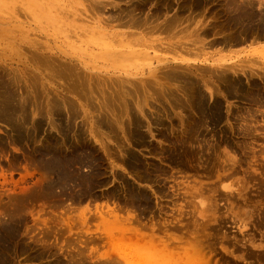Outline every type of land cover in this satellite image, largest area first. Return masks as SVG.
<instances>
[{
  "label": "rangeland",
  "instance_id": "rangeland-1",
  "mask_svg": "<svg viewBox=\"0 0 264 264\" xmlns=\"http://www.w3.org/2000/svg\"><path fill=\"white\" fill-rule=\"evenodd\" d=\"M92 2L0 0V264H264V0Z\"/></svg>",
  "mask_w": 264,
  "mask_h": 264
},
{
  "label": "bare ground",
  "instance_id": "bare-ground-1",
  "mask_svg": "<svg viewBox=\"0 0 264 264\" xmlns=\"http://www.w3.org/2000/svg\"><path fill=\"white\" fill-rule=\"evenodd\" d=\"M235 1H236V0H235ZM93 2L95 3V0H93ZM93 2H92V3H93ZM232 2H234V1H232ZM89 3H90V2H89ZM94 3H93V4H94ZM97 3H99V1H98ZM239 3H240V2H239ZM99 4H100V3H99ZM232 4H233V3H232ZM237 4H238V3H237ZM237 4H235V5L237 6ZM89 5H90V4H89ZM91 6H92V5H91ZM231 6H233V5H231ZM236 6H235V7H236ZM238 6H239V5H238ZM249 6H250V5H249ZM90 8L92 9V7H90ZM233 8H234V7H233ZM230 9H231V8H230ZM236 9H237V8H236ZM103 10H104V9H103ZM236 11H237V10H236ZM236 11H235V12H236ZM233 12H234V11H233ZM119 13H120V12H119ZM131 13L133 14V12H131ZM131 13L129 14L130 16H131ZM126 14H127V13H126ZM187 15H188V14H187ZM112 16H113V15H112ZM121 16H122V14H121ZM134 16H135V15H134ZM138 16H139V15H138ZM174 16H175V15H174ZM178 16H179V15H178ZM128 17H129V16H128ZM131 17H132V16H131ZM131 17H130L129 19L132 21L133 18L131 19ZM78 18H79V17H78ZM125 18H126V17H125ZM156 18H157V17H156ZM175 18L177 19V21L174 20L175 23L178 22V20H181V19H178L177 17H175ZM119 19H120V18H119ZM134 19H135V18H134ZM136 19H137V18H136ZM82 20H83V19H82ZM120 20H123V19H120ZM125 20L128 21V19H125ZM165 20H166V19H165ZM172 20H173V18H172ZM123 21H124V20H123ZM134 21H135V20H134ZM181 21H182V20H181ZM121 22H122V21H121ZM121 22H120V24H121ZM138 22H140V21H138ZM147 22H148V21H147ZM150 22H151V21H150ZM171 22H172V21H171ZM263 22H264V21H263ZM127 23H128V22H127ZM151 23H152V22H151ZM168 23H169V22H168ZM175 23H174V24L172 23L173 25H172V24H169V25H171L170 28H171V27H174V26H175ZM122 24L124 25V24H126V23H125V22H124V23L122 22ZM135 24H136V22H135ZM163 24H165V23H163ZM178 24H180V22H178ZM181 24H182V23H181ZM116 25H117V24H116ZM130 26H135V25L130 24ZM136 26H137V25H136ZM156 26H157V25H156ZM158 26L160 27V25H158ZM158 26H157V28H159ZM161 26H162V25H161ZM176 26H177V25H176ZM149 27H150V26H149ZM164 27H165V26H164ZM102 28H103V27H102ZM160 28H161V27H160ZM166 28H167V27H166ZM168 28H169V27H168ZM154 29H156V28H154ZM152 30H153V28H152ZM159 30H160V29H159ZM163 30H166V29H163ZM167 30H169V29H167ZM167 30H166V32H170V31H167ZM170 30H173V29L171 28ZM176 30H177V29H176ZM176 30H175V31H176ZM155 31H157V30H155ZM160 31L162 32V30H160ZM179 31H180V30H179ZM148 32H149V31H148ZM150 32H151V31H150ZM153 32H154V31H153ZM173 32H174V31H173ZM177 32H178V31H177ZM177 32H176V33H177ZM129 33H131V31H130ZM129 33H127V34H129ZM132 33H133V31H132ZM174 33H175V32H174ZM174 33H173V34H174ZM217 33H218V32H217ZM135 34H136V33H135ZM130 35H131V34H130ZM141 36H142V35H141ZM142 39H144V38L142 37ZM235 39H236V38H235ZM149 40H150V37H149ZM152 40H153V39H152ZM183 40H185V39H183ZM201 40H202V39H201ZM233 40H234V39H233ZM116 41H117V40H116ZM150 41H151V40H150ZM197 41H198V40H197ZM224 41H226V40H224ZM179 42H181V41H179ZM199 42H200V40L198 41L197 44H200ZM233 42H234V41H233ZM183 43H184V42H183ZM186 43H188V42H186ZM202 43H203V42H202ZM225 43H226V42H225ZM169 44H170V43H169ZM174 44H175V43H174ZM179 44H180V43H179ZM181 44H182V43H181ZM204 44H205V43H204ZM222 44H223V43H222ZM166 45H168V44L166 43ZM175 45H176V44H175ZM175 45H174V46H175ZM193 45H195V44H193ZM225 45H226V44H225ZM171 46H172V45H171ZM174 46H173V47H174ZM184 46H185V45L183 44V47H184ZM203 46H204V45H203ZM211 46H212V45H211ZM167 47H168V46H167ZM175 47H176V46H175ZM178 47H179V48H178ZM196 47H197V48H196V50H197V49H199V48L202 47V46H201V44H200V47H199L198 45H197ZM198 47H199V48H198ZM204 47H205V46H204ZM204 47H203V48H204ZM169 48H170V50L172 49L171 47H168L167 49H169ZM177 48L180 50V45L177 46ZM185 48L187 49V48H189V47L187 46V47H185ZM174 49H175V48H174ZM190 49L192 50L191 47H190ZM193 49H195V48H193ZM200 49H201V48H200ZM201 50H202V49H201ZM186 51H187V50H186ZM197 51H198V50H197ZM183 52H184V49H183ZM187 52H188V51H187ZM192 52H194V51H192ZM199 52H200V51H199ZM189 53H191V52H189ZM73 68H74V67H73ZM224 68H225V67H224ZM220 70H221V69H220ZM224 70H225V69H224ZM167 71H168V70H167ZM167 71H166V72H167ZM173 71H174V70H173ZM218 71H219V70H218ZM168 72L170 73L171 71H168ZM174 72H175V71H174ZM179 72H180V71H179ZM216 72H217V71H216ZM219 72H220V71H219ZM221 72H222V71H221ZM224 72H226V71H224ZM74 73H76V72H74ZM182 73H183V72H182ZM206 73H207V72H206ZM217 73H218V72H217ZM222 73H223V72H222ZM91 74H92V73H91ZM212 74H215V73H212ZM78 75H79V73H78ZM164 75H165V74H164ZM172 75H173V74H172ZM172 75H170V76H172ZM182 75H183V74H182ZM217 75H218V74H217ZM221 75H222V74H221ZM249 75H250V74H249ZM85 76H86V75H85ZM161 76H162V75H160V77H161ZM186 76H187V75H186ZM211 76H212V75H211ZM250 76H251V75H250ZM87 77H88V75H87ZM87 77H86V78L83 77V79L86 80ZM168 77H169V76H168ZM246 77H247V76H246ZM76 78H77V77H75V79H76ZM170 78H172V77H170ZM73 79H74V78H73ZM90 79H91V78H90ZM178 79H179V78H178ZM78 80H79V79H78ZM78 80H77V81H78ZM87 80H88V79H87ZM87 80H86V82H87ZM148 80H149V79H148ZM73 81H74V80H73ZM116 81H117V80H116ZM183 81H184V80H183ZM71 82H72V81H71ZM97 82H98V81H97ZM150 82H151V81H150ZM77 83H79V81H78ZM83 83H84V82H83ZM83 83H81L82 86H84ZM102 83H103V82H102ZM75 84H76V83H75ZM81 84H80V86H81ZM85 84H86V83H85ZM91 84H92V83H91ZM109 84H111V83H109ZM152 84H153V83H152ZM157 84H158V83H157ZM146 85H147V84H146ZM153 85H154V84H153ZM184 85H185V84H184ZM74 86H75V85H74ZM82 86H81V87H82ZM151 87H152V86H151ZM162 87H163V86H162ZM91 88H92V87H91ZM184 88H185V87H184ZM184 88H183V89H184ZM70 89H72V88H70ZM77 89H79V88H77ZM80 89H82V88H80ZM80 89H79V90H80ZM123 89H124V88H123ZM163 89H164V88H163ZM163 89L161 90L162 92H163ZM68 90H69V89H68ZM74 90H75V89H74ZM168 90H169V88H168ZM214 90H215V89H214ZM217 90H218V88H217ZM70 91H71V90H70ZM83 91H85V90H83ZM161 91H160V94L162 93ZM164 91H165V89H164ZM59 92H60V91H59ZM154 92H155V91H154ZM31 93H32V92H31ZM85 94H86V93H85ZM164 94H165V92H164ZM168 94H169V93H168ZM159 96H160V95H159ZM171 96H172V95H171ZM186 96H187V95H186ZM190 97H191V96H190ZM192 97H193V96H192ZM193 98H194V97H193ZM64 99H65V98H64ZM82 99H83V98H82ZM118 99H119V98H118ZM31 101H32V100H31ZM179 101H180V100H179ZM188 101H189V100H188ZM23 102H24V100H23ZM51 102H52V101H51ZM51 102H50V104H51ZM71 102H72V101H71ZM174 102H175V101H174ZM20 103H21V102H19V104H20ZM72 103H73V102H72ZM176 103H177V102H176ZM176 103H175V104H176ZM30 104H31V103H30ZM48 104H49V103H48ZM52 104H53V102H52ZM67 104H68V103H67ZM56 105H57V104H56ZM56 105H55V106H56ZM106 105H107V104H106ZM108 107H110V106H108ZM110 108H111V107H110ZM46 109H47V108H46ZM49 109H51V106H50ZM74 109H75V108H74ZM95 109H96V108H95ZM70 110H73V109H70ZM111 112H112V111H111ZM76 113H78V112H76ZM77 115H78V114H77ZM74 118H75V117H74ZM98 118H99V117H98ZM50 119H51V118H50ZM100 119H102V118H100ZM52 120H53V118H52ZM100 121H101V120H100ZM52 122H53V121H52ZM24 125H25V124H24ZM52 125H53V124H52ZM109 125H110V124H109ZM63 132H64V131H63ZM74 133H75V132H74ZM78 139H79V138H78ZM76 140H77V139H76ZM56 153H57V152H56ZM58 154H59V153H58ZM59 159H60V158H59ZM68 159H69V158H68ZM87 159H88V158H87ZM85 160H86V159H85ZM82 161H83V160H82ZM92 161H93V160H92ZM69 162H70V161H69ZM75 162H76V161H75ZM94 163H95V162H94ZM77 166H78V165H77ZM55 171H56V170H55ZM78 171H79V170H78ZM43 172H44V171H43ZM44 173H45V172H44ZM44 173H43V174H44ZM47 173H48V172H47ZM51 174H53V173H51ZM45 175H46V174H45ZM49 175H50V174H49ZM52 176H53V175H52ZM52 176H51V177H52ZM93 176H94V175H93ZM45 177H46V176H45ZM54 179H55V178H54ZM47 180H48V179H47ZM70 183H71V182H70ZM41 184H42V183H41ZM46 184H47V183H46ZM71 184H72V183H71ZM41 186H42V185H41ZM65 186H66V185H65ZM92 186H94V185H92ZM39 187H40V186H39ZM42 187H43V186H42ZM90 188H91V187H90ZM39 189H40V188H39ZM56 189H57V188H56ZM51 190H52V189H51ZM58 190H59V189H57V191H58ZM47 192H48V191H47ZM68 192H69V191H68ZM57 193H58V192H57ZM38 195H39V194H38ZM41 195H42V194H41ZM43 196H44V195H43ZM48 196H49V195H48ZM56 196H57V195H56ZM49 197H50V196H49ZM62 197H64V196H61V198H62ZM58 198H59V197H58ZM68 198H69V197H68ZM129 200H130V199H129ZM127 229H128V228H127ZM125 231H127V230H125ZM125 234H126V233H125ZM123 235H124V234H123ZM70 259H71V258H70ZM72 259H73V258H72ZM72 262H73V261H72ZM74 262H75V261H74Z\"/></svg>",
  "mask_w": 264,
  "mask_h": 264
}]
</instances>
